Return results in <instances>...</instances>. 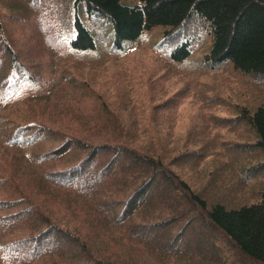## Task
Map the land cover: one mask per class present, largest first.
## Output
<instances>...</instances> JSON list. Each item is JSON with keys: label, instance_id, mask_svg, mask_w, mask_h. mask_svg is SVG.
Wrapping results in <instances>:
<instances>
[{"label": "trees", "instance_id": "trees-1", "mask_svg": "<svg viewBox=\"0 0 264 264\" xmlns=\"http://www.w3.org/2000/svg\"><path fill=\"white\" fill-rule=\"evenodd\" d=\"M22 1L26 0H17ZM68 1L73 29L70 46L76 53L97 51L100 44L96 28L106 31L102 43L109 40L110 53L119 54H125L145 32L156 28L161 30L156 46L174 63L186 64L199 39L207 37L198 69L212 71L228 64L243 75L264 77V0ZM194 26L200 37L192 38L190 31L194 30L190 29ZM5 42L0 43V143L2 147L27 150L28 157L24 158L36 166L47 159L60 161L70 151H65L62 144L42 151L47 142L42 131L29 135L23 126L27 121L18 117L12 107L27 98L32 82L41 86L40 90L48 84L58 88L63 78L59 76L45 84L38 74L41 70L24 64L27 61L21 58L14 41ZM30 72L31 76L26 77ZM93 107L87 117L98 120L102 129H112L110 139L94 144L62 137L60 141L72 144V151L85 149L83 157L69 171L62 167L42 176L81 201L89 216L88 239L59 225L42 203L27 200L23 193L13 199L2 198L16 192L11 190L14 183L10 168L0 158V264H53L56 258L81 264H133V251H140L154 262L164 261L172 255H184L186 248H202L203 236L193 239L191 232L185 235L188 228L191 231L200 225H206L222 245L209 241L207 252L214 246L224 256H232L233 263L264 264V191L257 202L249 205L233 207L219 200L209 201L206 194L193 191L172 168L178 156L158 153L164 147L157 138L153 136L154 140L144 143L123 123L109 117L108 106L97 103ZM236 116L232 121L244 123L252 132L254 141L249 145L262 155L264 167V102L252 109L242 107ZM214 146L216 153L225 157L215 140ZM53 148L56 153L50 152ZM95 152L100 156L93 159ZM189 156L203 158L202 149L179 155L182 159ZM84 158L99 166L94 174L89 164L78 163ZM227 163L246 178L248 171L258 170L254 165L241 167L232 156ZM16 206L25 209L2 213ZM155 213L157 216L147 218ZM188 235L192 238L187 241ZM177 241L187 243L174 249ZM115 244L123 246L118 261Z\"/></svg>", "mask_w": 264, "mask_h": 264}, {"label": "rangeland", "instance_id": "rangeland-1", "mask_svg": "<svg viewBox=\"0 0 264 264\" xmlns=\"http://www.w3.org/2000/svg\"><path fill=\"white\" fill-rule=\"evenodd\" d=\"M67 1L0 0V43L14 41L21 58L27 61L24 64L30 69L41 70V73L32 72L38 73L45 84L59 76L63 78L62 84H57L58 88L47 87L48 84L40 90L41 86L32 82L27 98L14 105L12 111L27 121L23 126L29 135L42 131L47 142L41 150L64 144L61 147L70 151L62 154L64 158L60 161L47 159L36 166L24 158L28 157L27 150L2 147L0 143V158L10 168L14 183L11 190L16 192L2 198L13 199L23 193L27 200L32 198L42 203L49 217L59 225L88 239L89 216L81 201L72 197L68 189L44 181L42 176H49L53 170L62 167L69 171L83 157L85 149L72 151V144L60 141L62 137L66 140L76 137L94 144L110 139L112 129H102L98 120L87 117L93 106L100 103V106H108L112 120L123 123L138 140L146 143L154 136L164 147L158 153L166 152L167 156L170 152V155L178 156L172 168L193 191L206 194L209 201L219 200L227 206L257 202L259 194L264 191L263 157L249 145L254 141L250 129L244 123L232 120H236L240 108L252 109L264 102V77L243 75L228 64L212 71L198 69L208 43V38L203 36L204 41L199 39L186 64L170 62L155 46L161 31L156 28L145 32L121 56L108 52L109 40L102 43L106 31L96 28L98 36H95L100 44L97 51L75 53L68 46L72 29ZM45 26L51 28L46 29ZM190 30L195 31H190L192 38L200 37L195 26ZM25 76L30 77L31 72ZM74 82L75 87L72 86ZM161 104L164 107H157ZM214 140L226 158L216 153ZM201 149V159L179 157L183 152ZM50 152H55V149ZM98 153L95 152L93 159L100 156ZM230 156L241 167L254 165L258 170L248 171L246 178L227 163ZM90 161L84 158L78 163L88 165ZM87 167L92 174L99 169L95 161ZM21 207L25 209L24 206H16L2 213H16ZM155 216L156 213L147 218ZM189 232L194 235L193 239L203 236L202 248H186L182 252L184 255H172L155 262L146 259L140 251H133L130 260L133 264L237 263H233L232 256H224L223 251L214 246L207 252L209 241L219 247L222 245L206 225L191 231L188 228L185 235ZM192 236L186 237L187 241ZM182 244L177 241L173 248H182ZM114 249L115 260L118 261L123 246L115 244ZM203 252L210 254L212 259ZM53 264L81 263L56 258Z\"/></svg>", "mask_w": 264, "mask_h": 264}]
</instances>
